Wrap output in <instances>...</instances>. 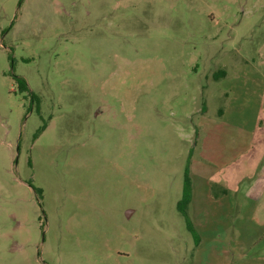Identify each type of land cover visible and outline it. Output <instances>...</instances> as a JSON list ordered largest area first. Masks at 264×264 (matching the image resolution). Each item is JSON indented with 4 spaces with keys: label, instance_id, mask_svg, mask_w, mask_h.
Instances as JSON below:
<instances>
[{
    "label": "rangeland",
    "instance_id": "374dc122",
    "mask_svg": "<svg viewBox=\"0 0 264 264\" xmlns=\"http://www.w3.org/2000/svg\"><path fill=\"white\" fill-rule=\"evenodd\" d=\"M257 180L264 0H0V264H264Z\"/></svg>",
    "mask_w": 264,
    "mask_h": 264
},
{
    "label": "crops",
    "instance_id": "0c3cea01",
    "mask_svg": "<svg viewBox=\"0 0 264 264\" xmlns=\"http://www.w3.org/2000/svg\"><path fill=\"white\" fill-rule=\"evenodd\" d=\"M218 175V172H212L207 178L209 184H215L216 186L220 185V187L222 188V191H220V193L223 194L222 196H220L221 194L215 195L213 191L214 187H210V185L206 187L203 184H195V182H193V195L191 205H195L198 211L199 209L208 207V205L212 206V203L226 202L225 200L227 199V197L231 196L233 192L238 188L235 183L242 178L240 176H243V173L233 170L224 173L222 176ZM257 183L258 180L256 183L249 186L247 191H249V197L255 198L258 193L259 199L262 200L254 201L256 206L253 210L252 221L255 222L260 231H263L264 233V182L260 183V186Z\"/></svg>",
    "mask_w": 264,
    "mask_h": 264
},
{
    "label": "trees",
    "instance_id": "16d2710c",
    "mask_svg": "<svg viewBox=\"0 0 264 264\" xmlns=\"http://www.w3.org/2000/svg\"><path fill=\"white\" fill-rule=\"evenodd\" d=\"M217 78L218 77H224L226 76L224 71L219 72L218 75H216ZM19 84L21 86V88H27V84L25 79L23 78H19ZM46 124H44L39 130L38 133L36 134V136H38L45 128H46ZM192 195H193V187H192V179L190 176V164L188 163L186 169H185V176H184V183H183V191H182V197L179 200V202L177 203V208L178 211L181 213V215L185 218L186 224H187V228L188 230L191 232V234L193 235L195 242L198 243L199 242V235L196 232L193 223L190 219L189 213H188V207L192 201Z\"/></svg>",
    "mask_w": 264,
    "mask_h": 264
}]
</instances>
